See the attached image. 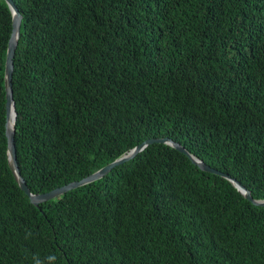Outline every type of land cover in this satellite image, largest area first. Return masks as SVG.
Returning <instances> with one entry per match:
<instances>
[{
	"label": "trees",
	"instance_id": "16d2710c",
	"mask_svg": "<svg viewBox=\"0 0 264 264\" xmlns=\"http://www.w3.org/2000/svg\"><path fill=\"white\" fill-rule=\"evenodd\" d=\"M14 143L33 193L169 137L264 198V0H13ZM0 0V264H264V205L153 143L33 204L7 159Z\"/></svg>",
	"mask_w": 264,
	"mask_h": 264
},
{
	"label": "water",
	"instance_id": "95a60500",
	"mask_svg": "<svg viewBox=\"0 0 264 264\" xmlns=\"http://www.w3.org/2000/svg\"><path fill=\"white\" fill-rule=\"evenodd\" d=\"M5 2L7 3L12 16V29H11L10 37L8 39L6 58H5V69H4V85H5V94H6L5 133L7 138V159H8L9 167L19 187L28 195L30 201L33 204L38 205L39 203L50 200L58 195L63 194L66 191H69L76 187L98 180L103 176H105L115 166L120 165L134 158L139 152H141L148 145L153 143H165L187 155L188 158L200 169L219 174L225 177L226 179H228L232 183V185L254 205H260V206L264 205V198L263 199L253 198L250 193V190H248L236 178L211 167L210 165L205 163L202 159L190 153L182 144L176 142L175 140L169 137L146 139L141 143L137 144L136 146H134L133 148H131L130 150H128L126 153L114 159L112 162L104 165L103 167L97 169L96 171L83 177L80 180L69 182L65 185L56 187L52 190L43 193L31 192V190L26 184L25 179L20 173L16 159V148L14 143L16 110H15V103L13 99V90H12V72H13V58L20 35L22 14L20 13L19 9L17 8L13 0H5Z\"/></svg>",
	"mask_w": 264,
	"mask_h": 264
}]
</instances>
